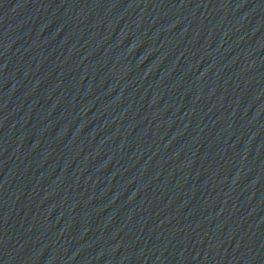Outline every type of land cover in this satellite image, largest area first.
Returning a JSON list of instances; mask_svg holds the SVG:
<instances>
[{
    "label": "water",
    "instance_id": "1",
    "mask_svg": "<svg viewBox=\"0 0 264 264\" xmlns=\"http://www.w3.org/2000/svg\"><path fill=\"white\" fill-rule=\"evenodd\" d=\"M172 264H264V0H229L185 172Z\"/></svg>",
    "mask_w": 264,
    "mask_h": 264
}]
</instances>
